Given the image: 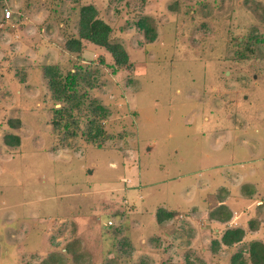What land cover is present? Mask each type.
I'll list each match as a JSON object with an SVG mask.
<instances>
[{"label": "rangeland", "instance_id": "obj_1", "mask_svg": "<svg viewBox=\"0 0 264 264\" xmlns=\"http://www.w3.org/2000/svg\"><path fill=\"white\" fill-rule=\"evenodd\" d=\"M4 2L0 264H229L237 249L247 258L249 242L264 240V0ZM82 4L112 27L129 67L87 40L66 48ZM251 36L262 39L251 52L236 43ZM45 65L82 68L79 93L109 112L98 141L53 129L60 104ZM219 204L228 222L210 217ZM160 207L177 214L158 223ZM230 223L244 227L243 240L213 250Z\"/></svg>", "mask_w": 264, "mask_h": 264}, {"label": "trees", "instance_id": "obj_2", "mask_svg": "<svg viewBox=\"0 0 264 264\" xmlns=\"http://www.w3.org/2000/svg\"><path fill=\"white\" fill-rule=\"evenodd\" d=\"M4 6V0H0V7L4 8ZM176 7L177 3L175 1L171 8L176 9ZM74 12L78 14L77 32L66 42V48L69 51L79 52L82 48L83 40H87L94 45L104 47L113 57L114 64L117 67L130 66L126 49L121 43L110 40L112 27L98 17L97 9L93 4H82L78 9H74ZM137 24L144 30L147 40L153 41L155 39V32L147 22V19H142ZM261 40V38H253L251 36L246 42L237 38L236 43L238 45L246 44L244 49H249L251 52L250 45ZM246 51L242 49L240 52L245 53ZM240 56L243 57L241 54ZM43 77L46 80L50 98L55 101V104H60L59 107H54V105L51 109L53 129L64 131L63 137L72 136L80 130L87 139L98 141L97 139L104 134V129L100 122L109 115V112L91 97L86 102L87 90L79 93V89L83 87L85 79L82 68L76 67L74 70H69L65 75H62L57 65H45L43 67ZM15 124L18 125L19 121L15 120ZM3 140L8 145H18L20 143V138L16 134H6ZM97 146L99 147L100 144ZM176 214L174 209L160 207L156 211L155 218L158 223H162ZM209 214L211 218L223 223L228 222L232 216L231 211L225 204H219L214 209H211ZM248 223H250L251 228H256L254 220H250ZM187 230L189 233L191 232V229ZM245 233V229L241 225L237 227L228 225L221 230L219 240L212 241V249L215 250L219 243L229 248L241 242ZM124 245H128V243H124ZM65 251L75 254L74 257L76 258L81 256L79 253H74L70 243L65 245ZM247 254L246 258L243 249H237L230 255L229 264H264V240H251L248 244ZM51 258H55V253L52 254ZM44 264H47V262Z\"/></svg>", "mask_w": 264, "mask_h": 264}, {"label": "crops", "instance_id": "obj_3", "mask_svg": "<svg viewBox=\"0 0 264 264\" xmlns=\"http://www.w3.org/2000/svg\"><path fill=\"white\" fill-rule=\"evenodd\" d=\"M231 218H232V217H231ZM231 218H230V219H231ZM215 220H216V219H215ZM217 222H219V221L217 220ZM221 223H223V222H221ZM230 224H231V223H230ZM229 226H230V227H237V226H239V225H235V226H234V225L231 224V225H229ZM214 230H215V229H214Z\"/></svg>", "mask_w": 264, "mask_h": 264}, {"label": "built area", "instance_id": "obj_4", "mask_svg": "<svg viewBox=\"0 0 264 264\" xmlns=\"http://www.w3.org/2000/svg\"><path fill=\"white\" fill-rule=\"evenodd\" d=\"M6 16H9V11H6Z\"/></svg>", "mask_w": 264, "mask_h": 264}]
</instances>
